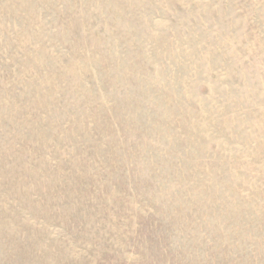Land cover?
I'll return each mask as SVG.
<instances>
[{"label":"rangeland","instance_id":"374dc122","mask_svg":"<svg viewBox=\"0 0 264 264\" xmlns=\"http://www.w3.org/2000/svg\"><path fill=\"white\" fill-rule=\"evenodd\" d=\"M0 264H264V0H0Z\"/></svg>","mask_w":264,"mask_h":264}]
</instances>
